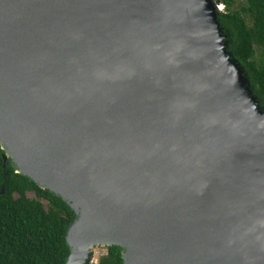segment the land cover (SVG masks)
Returning a JSON list of instances; mask_svg holds the SVG:
<instances>
[{"label": "water", "instance_id": "water-1", "mask_svg": "<svg viewBox=\"0 0 264 264\" xmlns=\"http://www.w3.org/2000/svg\"><path fill=\"white\" fill-rule=\"evenodd\" d=\"M214 0H0V145L75 212L66 264H264V110Z\"/></svg>", "mask_w": 264, "mask_h": 264}, {"label": "trees", "instance_id": "trees-1", "mask_svg": "<svg viewBox=\"0 0 264 264\" xmlns=\"http://www.w3.org/2000/svg\"><path fill=\"white\" fill-rule=\"evenodd\" d=\"M228 51L249 79L264 110V0H214ZM76 214L59 196L17 173L0 145V264H66L69 226ZM98 263L123 264L122 249L110 247Z\"/></svg>", "mask_w": 264, "mask_h": 264}, {"label": "rangeland", "instance_id": "rangeland-1", "mask_svg": "<svg viewBox=\"0 0 264 264\" xmlns=\"http://www.w3.org/2000/svg\"><path fill=\"white\" fill-rule=\"evenodd\" d=\"M218 6V5H217ZM224 8V7H223ZM225 11V8L222 10V8L218 9L217 12L218 14ZM108 254V249L107 248H96L94 250V259H93V263H98L99 262V259L102 257V256H105Z\"/></svg>", "mask_w": 264, "mask_h": 264}, {"label": "built area", "instance_id": "built-area-1", "mask_svg": "<svg viewBox=\"0 0 264 264\" xmlns=\"http://www.w3.org/2000/svg\"><path fill=\"white\" fill-rule=\"evenodd\" d=\"M223 7H224L223 5H219V8H222V10L225 8V7L224 8Z\"/></svg>", "mask_w": 264, "mask_h": 264}, {"label": "clouds", "instance_id": "clouds-1", "mask_svg": "<svg viewBox=\"0 0 264 264\" xmlns=\"http://www.w3.org/2000/svg\"><path fill=\"white\" fill-rule=\"evenodd\" d=\"M218 7H219V5H218Z\"/></svg>", "mask_w": 264, "mask_h": 264}]
</instances>
